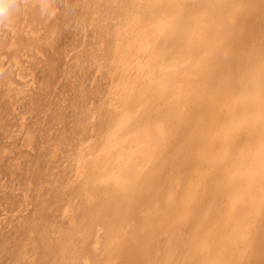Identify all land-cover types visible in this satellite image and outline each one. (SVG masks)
I'll use <instances>...</instances> for the list:
<instances>
[{"label":"rangeland","instance_id":"obj_1","mask_svg":"<svg viewBox=\"0 0 264 264\" xmlns=\"http://www.w3.org/2000/svg\"><path fill=\"white\" fill-rule=\"evenodd\" d=\"M63 1H64V3H63ZM67 1L68 0H18V3L16 5V11L13 14V16L11 17V19L6 21L3 25H0V264H79V262L82 264H83V262H84V264H88L89 263L88 261L90 260L89 258H87L90 255V251L88 250L89 244L86 242V240H87L86 237L92 238V236L87 233V230H85L84 234H80V235L76 234L74 237L71 236L72 232H70V229L74 226L75 219H76L75 209H74L73 205L76 207L78 200L75 198L76 200L73 202V201H71L72 199L68 198V196L70 195L71 191H72L71 194L74 196L75 193H77L80 189H82L81 186H83L84 184L83 185H80V184H82L84 179H86V178L88 179V178H90V176L92 177V174L94 173V172L93 173L91 172V175H90L91 170L89 171V170H86V168L85 169L82 168L83 171H85V173L87 171V173H86L87 175L84 174V177H82V173H84V172H82V169H81V171H78L79 167H77V166H79V163H78L79 157L78 156L80 154V148L76 147V146H79L76 144V141L77 142L79 141V132L81 133L83 129H84L83 132H86V133H81L82 136H80V140L85 138V136L87 135V131L85 130V125L83 124L85 122H84V120L82 121V119L86 118V116H85L86 111H85V107H84L85 104L84 103H86L85 99L87 101V99L90 100V98L92 97V95L90 94L91 93L90 90L89 89L87 90V88H90L91 83L94 86V84L96 82L95 79L93 80V77H91L92 75L90 73H92V72L90 70H94L96 66H99V65H97L99 59L98 58L95 59V57L96 56L98 57L97 54H99V47H101V44H99V43H101V42H99V40H97L98 34L95 33L96 31L98 32V29L97 30L95 29L97 26H95V22H93V21H92L93 23L91 22V20H92L91 17H93L94 15L91 14L93 12L91 11L92 6H90V5H92L91 3L93 0H91V3L89 2L90 0L89 1L88 0H79L80 4L77 3L78 0L77 1L76 0H74V1L69 0L71 3L69 1L67 3ZM87 2L90 4H88ZM187 2L190 4V7H189V9L188 8H186V9L189 11V13L191 15L188 17L189 19L184 18V21L179 20L180 19L179 16H185V15H181L180 12L177 13V11H175V10L178 6L184 5L183 3L186 4ZM212 2H214V3H212ZM165 3H166V5H165L166 8H169V9L165 10V11L161 10V13L159 14V19L156 21V24L154 25L155 28L157 29V31L155 32V35L152 37L153 39L150 42L151 44L150 43H149V45L147 44L146 47L144 48L145 50L142 49V50H139L138 52L135 53L134 58H135L136 62L147 63V65L143 69V73H145L147 70L150 69L151 71L153 70L152 73H154V76H159L162 73V71H164L163 67L165 68V71H167L169 73H171L174 70L184 72L185 74H182L181 76H179L178 79L179 80L181 79V81H185V77H188L187 80H190V81L193 80L191 85L184 86L185 84L183 85L181 82H179V86L183 85V87H177V83L174 80H172V82L170 84H169V80H168L166 86L164 87V88H167V86H170L172 84L171 88L168 87L167 89L175 88L176 94H177L179 100L180 99L182 100L183 98L188 100V96L190 97V96L198 94L202 91L209 90V91H206V93L208 95H211V99L208 98V97H210L208 95H207V99H210L211 102L212 101L215 102L216 98L218 100L220 99V96H218V94L214 93V91L216 90L215 92H217V91L220 92V95L224 91V93H223L224 95L222 96V99H224V100L227 99V101L225 100L226 101L225 102L222 99H220L219 102L212 105L213 112L211 115V121L209 123L210 125L209 124L207 125L206 130L208 132H206L205 140H203V143L200 146L201 151H199V146L196 148H193V147L190 148V146L189 147L185 146L186 138L188 135V133H185V132L190 130L189 127L179 126V128L178 127L175 128L177 130L175 132H173L175 129L169 130V132L167 134L168 137L166 136L167 140H165V138H164L163 142L159 141L160 146H158L159 144H157L158 141L156 142L153 139V137H156V136H152L146 132L148 135H150L149 138H152V139H149V140H151V145L149 146L150 151L155 153L152 162L150 161L151 164L148 163V165H150V166L152 165L151 168H155L154 170H156V167H157L158 168L157 170L159 172H157L158 174L156 173L157 170L153 172V170L149 169L150 166H148L149 167L148 171H152V173L154 174L155 177L152 175V177L150 176L149 178H147L146 174L147 173L152 174V173L151 172H145L146 177L144 176V179L146 180V183H145L146 185L145 186L141 185L142 186V189H141L140 188L141 186L139 183L142 184V182H141L142 180H141V178L139 179V177H138L136 179L137 180L139 179V181L140 180L141 181L139 182L136 179H134L136 182L133 184V186L135 185L133 188L136 187V184H138L140 186L139 187L137 185V188H135V189L138 190L140 188V190H143L142 193L145 194L146 198L150 201V208H154V206L157 205L156 202L164 196H165L164 197V200H165L167 198L166 195H168L167 193H169L170 191H172V193L170 192L171 197L173 196V194L175 192H176V195H178L180 192V195H178V197H180L181 195H185L186 197L189 196V197H187V201L185 200L183 202V204H185V205L182 207L183 209L181 208L182 214L180 213L181 210L179 213H175V214L171 213V215H169L167 218L165 217L167 219L168 223L166 224L167 221H165L166 220L165 219L164 220L165 222L163 224H162V222L160 224H158V227L159 228L162 227L161 226V224H162L163 226L166 225L169 229V230L166 229L167 232H169L168 233L169 235H167L169 237H167L168 239L165 241V244H167V246H168L169 243H167V242H170V240L173 241V244L171 243L172 242L171 241L170 242L171 245H169V247L166 246L167 249L170 250V251H168V253L172 254V252L175 250V248L178 247V249H179V245H180V247L181 246L184 247V250H187V256H185L184 258L187 259V257L189 256V253L191 256H193V254H191V253L194 252V253H196V257L194 259L193 264H206L207 261H209L210 255L207 256V253L205 252L207 249L206 245L204 244L205 246H201V242H203L202 241V236H203L202 234H204V233H206L207 235L211 234V232L214 231L213 230L214 226L217 227V225L219 224V220L220 221L223 220L224 215L226 216L228 213H233V212H234V214L237 213L239 218H242L243 212H238V211L242 210L243 208L238 209V207L241 206V207H244V209H245V207H247L253 200H255V198L260 199V198H262V196L264 194V140H263L264 138L263 139L261 138L259 141L258 140L259 138L256 137L258 143L253 142L255 139L253 140L250 136L251 135V125L249 126L248 129L245 127L246 123L250 122V120H252L253 113L255 112V110L253 108L254 97L250 93V92H252V90L254 88V81H253L252 77L250 76L251 71H249V68H250V64L255 63V55L257 56V54H256L257 51H256V47L254 45L251 46L250 43L243 42V41L235 43L233 41V38L230 37L231 35H230V31L228 30V26H230V27L234 26L236 24L238 17H240L239 7H238V5L236 6V4L232 0H172V1L167 0V1H165ZM172 3H174V4L172 5ZM84 4H85V7H87L89 5L90 6L89 10L91 11L90 12V11L86 10V12H84L86 15H84V13H83V10L86 9L84 7ZM63 5H65L64 7L67 6L66 7L67 9L65 8L66 12L64 11L65 13L68 12L67 10H69V13H72L70 10H73V12L75 10L74 13L76 14V12H77L76 16H75V14L74 15L72 14V16H69V18H68V16L65 17V15H67L68 13L65 14L63 12V8H64V7H62ZM79 5H80V7H76V9H77V11H76V9L73 8V6H79ZM212 5L218 6V10L220 11V13H218L217 16H214V15L210 16ZM263 6H262V8H264ZM68 7H69V9H68ZM70 7H72V8H70ZM223 9L225 11H227L229 14L227 15L226 13H223V11H224ZM256 10L260 13V9L259 10L255 9V11ZM263 11H264V9H262V12ZM79 12L81 14L80 17L83 15L85 19H86L85 16H87V13H88V15L90 14L88 16V18L90 17V19L85 20V19H83V17H81V18L78 17ZM258 12H257L256 17L254 16L255 19L253 17H251L252 15L250 17L254 23L256 20L257 23L259 24V26L257 28V32H261V31L263 32L264 31V29H263L264 28V22H263L264 18H261V17H264V16H262V15H264L263 14L264 12L262 13V15L260 13L261 17L258 14ZM62 13H64L65 15H62ZM63 16H64V18H63ZM244 16L246 18L247 15H244ZM70 17H72V18H70ZM76 17L79 18V20H82V21L84 20V22L83 23H82V21L79 22V20ZM62 18L63 19L67 18L68 20L66 19V21H64ZM247 19H249V17ZM261 19H263V20L261 21ZM73 20L75 22H71ZM85 21H87V22L85 23ZM181 21L184 23H182ZM205 21L207 23L209 22V26L212 27L215 25L216 27L219 28V30L213 32V34H210L208 36L205 32V25H206V24H204ZM89 22L91 23V25ZM64 23H66V24H64ZM71 23L73 24V26ZM74 23H77V25H78V23H82L81 25L84 27L80 26V24L78 25V27L77 26L74 27V25H76ZM260 24H262V25L260 26ZM64 25H69V26H67L69 30H70V28L73 29L72 27H74V29L81 27L80 29H78V30L75 29V30H77L78 32H80L82 30L81 34L83 36L78 35L80 33L76 34L77 31H75L74 29L71 30L72 32L68 31V29ZM87 25L89 27H91L93 25L95 28L94 27H92V28L87 27V28H89V30H90L89 31L88 29L85 28ZM225 25L227 26V29H225ZM44 26H45V28H44ZM48 26H51V27H48ZM149 27L150 26L147 24L140 25L138 33L145 35L146 32H149L148 31ZM83 29H85V31L87 30L85 32V33L88 32L87 35H84L85 33H83V31H84ZM158 29H160L161 31ZM233 29H235V28H233ZM93 30H95V31H93ZM63 31H65V34L67 33L68 37H64ZM177 31H178V33H177ZM90 32L95 33V35L93 34L94 37L91 36L92 34ZM250 34H251V37H252V34L257 37V35H255V33H250ZM78 36H80V37H78ZM96 36H97V38H96ZM85 37H87L89 41H87V38H85ZM69 38H71V39H69ZM64 39H66V40H64ZM67 39L70 41L68 42ZM80 39L82 40L83 43L81 42ZM94 39L97 41H95ZM35 42H36V44H35ZM85 42L87 44H89L88 47H86L87 44ZM96 42H98V43H96ZM75 43H77V44H75ZM234 43H235V45H234ZM90 44L92 45V47H90L91 46ZM95 44H97V45L94 46ZM74 45H76V47H74ZM82 45H84V49H81V48H83ZM230 46L232 47V49L230 48ZM85 47H86V49H85ZM240 47H241V53L239 52ZM251 48H253V49H251ZM89 49H91V50H89ZM94 49H96L95 51H97V54L94 51ZM81 50H84V51H81ZM85 50H89L90 52L85 51ZM165 50L166 51L168 50L167 53ZM91 52H92V54H91ZM235 52L239 53L240 56H244V58L241 60L238 57H235L236 56ZM77 53L80 54L81 56L78 55ZM84 53H86V54L88 53L89 55H91L90 57L88 55V59L85 58L87 61L82 60L83 56L87 57V55L85 56ZM172 53H174L173 55H175V54L176 55L173 56ZM93 54L95 55V57ZM67 55H68V57H67ZM73 55L74 56L76 55L77 57H74ZM78 56L81 57L80 60L78 59L79 58ZM69 57H71V58L69 59ZM91 57H92L93 61H92ZM89 58L93 63L89 62L90 61ZM67 59H69L70 61L72 60L73 62L72 61L67 62ZM94 61H95V63H94ZM78 62H79V64H82V65L79 66ZM65 63H67V65ZM68 64H69V68L71 66L70 69L67 68ZM167 66H169V67H167ZM81 67H82V69H84L83 72L81 70ZM90 67H93V69H90ZM242 68H243V70L246 69V71H244V73L247 72L246 73L247 75L239 72V71L243 72ZM87 69H90V70H87ZM70 70H71V73H70ZM85 70L88 72L89 75L87 73H85L86 72ZM89 71H90V73H89ZM198 71H200V72H198ZM232 71L236 72V73H233ZM203 72H204V74H203ZM205 72H206V74H205ZM64 73H65V76H67V77L64 76ZM84 73L86 75H84ZM179 74H181V73H179ZM81 75L84 77H82ZM227 76H228V78H227ZM238 76H241L243 78L241 88H239V85H238V81H237ZM55 77H57V78H55ZM71 77H73V79ZM70 78H71L72 83H74V82L77 83L76 84L77 86L76 85L74 86V84L71 85ZM78 78H80L82 80V83H84V85H81L82 83L80 84L81 81H79ZM247 78L249 80H247ZM59 79H60V81H59ZM64 79H68L69 81L64 80ZM84 79L85 80L87 79L86 80L87 83L85 82ZM90 79H92V80L90 81ZM155 79H157V78H155ZM214 79H216V80H214ZM57 80H58V82H57ZM65 81L69 82L70 84L66 83ZM213 81H215V82H213ZM88 82L90 84H88ZM201 82L206 84V86H207V87H205V88H207L206 90L201 88L202 87ZM212 82L214 85L213 84L211 85ZM78 84L81 85L79 87L82 90H77V88L79 89ZM85 84H87V86H89V87L86 86L87 88H85ZM218 84L220 85V87H218L219 86ZM65 85H66V87H65ZM67 85H70V87ZM71 86L76 87V88H74V87L73 88H74V90L76 89L79 94L75 93L76 90L74 92L75 94L73 92H72L73 93L72 94L70 92L71 90H73ZM215 86L218 88H216ZM228 86H229V88H228ZM68 88H70V89H68ZM83 88H84V90L86 89L87 91L86 90L84 91ZM175 89H172L174 93H175ZM219 89H221V91ZM231 89H232V94L230 95ZM66 90H68V91L66 92ZM198 91H200V92H198ZM225 91H227V93ZM237 91L239 93L241 92V94L239 95V93ZM63 92L66 95H67V93L70 92V95L72 97H73V95H74V97L75 96L77 97V94L80 95L81 92H82V94L80 96H84V97L88 92H90V93L88 94V98H87V95L85 98H82V97L75 98V100L77 99V101L72 100V97L70 98V95L69 96L64 95L65 98L66 97L68 98V101H65L64 100L65 98L62 97ZM85 92H86V94H84ZM187 93L188 94L190 93V94L188 95ZM89 95H91V96H89ZM97 95L99 96V91L97 92ZM236 95H237V97L239 95L238 101H237ZM11 96H13V97H11ZM213 96H216V98L213 99L212 98ZM229 97H231V98H229ZM67 98H66V100H67ZM81 98H82V100H81ZM242 98H246V99L248 98L247 100L250 102V104L246 105L243 108H239V106L242 102ZM69 99L72 102L71 104H70ZM79 99L81 100L82 103H79L80 102ZM53 100H55V101H53ZM62 100L65 103L62 102ZM229 100L231 101V104L233 102H236V103H233L230 106V102H228ZM222 101L225 103H223ZM76 102H78V105H80V108L83 107V108H81L82 111H80L81 109L80 110L78 109L79 108L78 105H77L78 106L77 108L75 106H73V105H75L73 103H76ZM164 102L165 103H164V105L162 104V106L167 108L166 100ZM70 105H72V106H70ZM225 105H226V108L234 107V109L232 108L233 109L232 111L230 109H226ZM67 106H70V107L67 108ZM216 106H218V107H216ZM72 107H74L73 110H71L72 114L78 110L77 113L75 112L73 114V115L76 114L75 116L67 113L68 109H70ZM261 107L264 108V104L261 105ZM75 108H76V110H74ZM218 109H220L222 111H224V110H226V111L221 112ZM61 110H63V111L61 112ZM227 110H230L231 113H230V111H227ZM79 111H80V116H85V117H80L79 115H77V114H79L78 113ZM84 112H85V114H84ZM225 112L226 113L229 112L233 116H231L229 113L226 114ZM63 113L64 114L66 113V119L68 117L67 120L64 117L65 115L63 116ZM67 114H68V116H67ZM217 114L222 115V116L220 115L221 119H219L220 116H218ZM224 114H226V115H224ZM237 114H238L239 118L236 116ZM242 114H243V116H242ZM69 115H70V118H69ZM78 116L80 117L79 120L83 122L82 125L80 124L81 122L80 123L76 122V120L79 121L77 119ZM71 117H73V118H71ZM74 117H75V120H73ZM222 117H224V120ZM233 118H235V120ZM62 119L64 120V123L62 122L63 121ZM216 119H218L219 121L218 120L216 121ZM231 119H233V122ZM238 119H240V120H238ZM55 120L56 121L59 120L58 121L59 123L58 122L55 123L56 122ZM85 121H86V119H85ZM240 121H241V123H240ZM212 122H213V124H211ZM35 123H36V125H35ZM70 123H74V124H70ZM75 123L80 124V125L78 126L76 124V126H75ZM219 124H221V126ZM224 125H226V128ZM229 125H231V126L229 127ZM60 126H61L62 130H58V129H61ZM63 126H65V128H66V126H68L73 130H69L68 131L70 133L69 134L66 131L70 128L67 127L68 129L65 130ZM222 126H224V127H222ZM214 127H216L217 129ZM212 128H214V129H212ZM222 128H223V130H222ZM228 128L230 129L229 131H228ZM76 129H78L79 132L76 131ZM182 129H183V132L180 131ZM218 129H219V131H218ZM225 129H227V130H225ZM214 130H216V132H214ZM63 131H64V133H63ZM74 131H76V133ZM223 131L224 132L228 131V132L224 133ZM230 131H232L233 134H231L232 132L230 133ZM38 132H40V133H38ZM47 133H49V134H47ZM66 133L69 134L68 138H67ZM71 133H73V134H71ZM169 133L170 134L172 133V134L169 135ZM223 133H224V135H223ZM126 134H127L126 132L123 133V135H126ZM217 134H218V136L215 137ZM43 135H44V137H42ZM70 135L71 136L74 135L73 136L74 139ZM181 135H182V137H181ZM47 136L51 140H49V138ZM76 136H78V138ZM228 136L231 138H229ZM184 137H185V139H184ZM212 137H213V140L211 139ZM218 137L220 138L219 140H218ZM69 138L72 139V142L70 141L71 139H69ZM75 138L78 140H76ZM175 138H176V140H175L176 142L173 140ZM178 138H180V139H178ZM228 138L230 140H228V142H227ZM61 139H62V143H60ZM216 139H217V141H216ZM38 140L40 142H38ZM224 140H226V141L224 142ZM66 141H68L70 143H67ZM171 141H172V143H171ZM214 141H216V142H214ZM219 141L221 144H217V143H219ZM248 141H249L248 146H250V148H249L250 150L249 151L246 150L245 154H243L242 153L243 148L245 147V145ZM126 142H125V147L126 148L128 147V149H132V150L135 147H137V145L140 143V141L133 140L134 143L138 142L137 145L135 144V146H134L133 145L134 143L129 144L128 143L129 141L127 143ZM161 142L163 143L162 145H161ZM177 142H178V144H177ZM213 142H214V144H213ZM235 142H237L239 144V151L238 152L235 149H233ZM222 143H223V145H222ZM224 143H226V145ZM62 144H63V146H62ZM67 144L68 145L70 144V145L68 146ZM74 144H76V145H74ZM211 144H213V146H210ZM176 145H178V146H176ZM241 145H243V148L240 151ZM168 146H169V148H168ZM173 146H175V148H177L176 151H174L175 154L173 152H171V151H173V148H174ZM181 146H184L186 148V150H185V148H183ZM204 146L207 148H205ZM218 146H221V147H218ZM223 146H224V148H223ZM260 146L262 149L260 148ZM60 147L62 148V152H61ZM170 147L172 148V150H170ZM67 148H68V150H67ZM189 148H190V151H188ZM75 149L78 150V153L74 152V151H76ZM166 149L167 150L169 149V150L167 151ZM192 149H193L194 153L192 152ZM194 149L196 151H198V153H200L199 156L196 154V151H194ZM213 150L215 151V153L218 152L220 154V152H221L220 155L216 154L218 156V158L215 155V153L213 152ZM73 152H74V154L76 153L75 155H77L78 158L75 157ZM202 152H204V153H202ZM162 153H163V155H162ZM168 153H169L170 157L169 156H167V157H169L171 161L170 160L165 161V159H163V158H166V155ZM248 153L252 154V156H254V157L252 158L251 155H249ZM70 154H72V155H70ZM176 154L178 155V157H176L177 156ZM194 154H196V155L194 156ZM207 154H208V156H207ZM210 154L212 155V156H210L211 159L208 158ZM62 155H64V156H62ZM91 155L92 154H90V156ZM32 156H34V157H32ZM95 156H97V155H95ZM171 156H174V158ZM87 157L93 163L96 160V159H94L95 157L92 159H91L92 156L89 157L87 155ZM159 157H162V159L164 160L163 163L165 166L163 165V163H161V166H159L160 164L156 163V161L161 160V159H158ZM69 158H70V161L72 162L71 165H70V163H68ZM109 158H110V160L107 158V163H105L106 169H107L106 166L108 163L111 165L108 168L111 169V168L115 167V165H113L114 161L111 160V157H109ZM230 158H233V159H230ZM71 159L72 160L76 159V160L74 162V160L72 161ZM216 159H217V161H216ZM226 159H227V161H226L227 163L224 162ZM209 160L211 162H209ZM214 160L217 164L214 162ZM231 160H233V161H231ZM60 161H62L61 164L57 163ZM97 161L100 162L99 159ZM97 161H95V165L92 163L93 164L92 167H94V168H92V167L91 168L93 169V171H95L97 169L98 172L97 171L96 172L100 173L99 174V176H100L102 174L101 172L103 169V168H101L102 162H100L98 164ZM110 161L111 162L113 161V163H111ZM120 161H121L123 166H125V165L127 166L128 164H130L128 167H126L123 170L126 173L129 170H134V169L138 170V166L140 165V161H138V155L133 153V152L124 154V156L121 158ZM162 161H160V162H162ZM192 161H194V162H192ZM200 161H201V163H200ZM202 161L204 163H202ZM18 162H20V164H18ZM76 162H77V164H76ZM165 162H169V163H165ZM191 163H192V165H191ZM208 163H211L212 165L208 164ZM193 164H194V166H197V168L193 167ZM213 164H216V165H213ZM162 165L164 166V168L166 167L165 168L166 171L163 169ZM205 165H206V168H203V167H205ZM57 166H58V168H57ZM61 166H63L64 168ZM178 166L180 167L179 169H182V171L181 170L179 171V169H177ZM207 166L209 167V169H207ZM66 167H68L67 171H65ZM69 167H71L72 171H69L70 170ZM184 167H185V171H184ZM227 167L228 168L232 167V170H230L231 168L227 169ZM75 168H78V169H75ZM98 168H99V170H98ZM219 168L222 169L221 173H220ZM142 169H143V167H142ZM142 169L140 168V170H142ZM210 169H212L214 171L211 170L212 171L211 172ZM76 170L78 171V173H74V172H77ZM137 170H136V172H139V170L138 171ZM198 170H199V172H198ZM224 170H225V172H224ZM56 171L58 174L56 173ZM188 171L194 172V173H192V172L191 173L193 176L195 175L196 177L195 176L192 177V175H190V173H188ZM204 171H206V172H204ZM207 171H208V173H207ZM66 172L68 174V177H67ZM160 172H162V174ZM178 172H180L179 175H178ZM227 172H229V174ZM73 173H74V175H73L74 177H72ZM88 173H89V177H88ZM159 173H160V176H159ZM205 173H206V175H205ZM219 173H220V175L221 174L222 175L225 174V175L220 176ZM60 174H61V177L59 176ZM78 174H79V176H78ZM172 174L174 177L172 176ZM180 175H181V178H180ZM182 175H184V176L190 175V176H185L186 177V179H185V178H182V177H184ZM109 176L108 177L105 176L106 180H105V177H100L102 179H100L98 177L95 180L97 181L98 179H100L101 181H103L105 183L108 180ZM156 176H157V178H156ZM208 176H211L213 178V181L215 182L213 187L211 185L213 183H208V181H210V180L212 181L211 177H208ZM69 177H71V179H73V181H71ZM76 177H77V179H76ZM177 177H179V178H177ZM63 178H64V180H63ZM82 178H84V179H82ZM155 178L159 181L161 179V181L160 182L156 181ZM204 178L205 179L210 178V180H204ZM248 178H250V179H248ZM65 179L69 180V181L66 182ZM74 179H76V180H74ZM110 179H112V178H109V180ZM179 179H180V181H179ZM218 179H219V181H218ZM243 179L246 181L244 182ZM62 180L65 182L63 183ZM92 180H94L93 177L91 179H89L88 181L90 182ZM100 180H98L97 183L100 182ZM145 180H143V181L145 182ZM151 180L154 183H152ZM171 180H173V181H171ZM186 180H188V181H186ZM262 180H263V183H262ZM77 181H79V182H77ZM88 181H87V184L89 185L90 183H88ZM184 181H185V183L183 184L182 182H184ZM202 181H204V182H202ZM206 181L208 184L206 183ZM217 181H218V184H217ZM56 182L58 185L56 184ZM103 182H100V183L103 184ZM169 182H171V183L169 184ZM221 182H222V185H221ZM68 183H70L71 185ZM76 183H78L79 189H78ZM83 183H86V181L84 180ZM91 183H92L91 185H93V181ZM156 183L158 184V186ZM159 183L162 185V187L159 185ZM167 183L169 185L166 186ZM173 183H174L175 187L172 188L171 184L173 186ZM62 184H64V185H62ZM99 184H97V186ZM151 184H152V186H154L153 191H151V189H150L152 187ZM178 184H180V185L177 186ZM216 184H217V186H216ZM231 184H233V185H231ZM88 185H87V187L92 189V192L95 193L96 191H94V189L91 188L90 185L89 186ZM103 185H99L98 188H100V190H101L102 187H100V186H103ZM147 185H148V188H145V187H147ZM181 185H183L184 187ZM250 185H252V186H250ZM165 186L168 189H166ZM168 186H170V188ZM180 186L183 187L182 190L178 189V188H181ZM206 186H210V188L206 187ZM215 186H216V188H215ZM51 187H53V188H51ZM74 187H77V189L75 188L76 191L74 190ZM191 187H192V189H190ZM233 187H234V189H233ZM244 187L246 190L244 189ZM89 188H87L88 191L90 190ZM98 188H97V190H99ZM157 188H158V191L159 192L161 191L162 193L161 192L159 193L158 191H156ZM186 188L189 192L190 191L191 192L190 193L188 191L186 192ZM196 188H198V189H196ZM217 188H218V190H217ZM44 189H45V191H43ZM109 189L112 191L114 188L111 186V187H109ZM109 189H108V191H110ZM147 189L148 190L150 189V190L148 191ZM162 189H164V192L162 191ZM170 189H172V190H170ZM183 189H184V191H183ZM210 189H213V191H211ZM68 190H70V192ZM115 190L118 191L117 189H115ZM166 190H168L169 192ZM177 190H178V192H177ZM192 190L194 191V193ZM181 191H183V192L181 193ZM195 191L197 194L195 193ZM208 191L213 196V198H214V196L217 197V194L219 193L218 198L213 199L212 197H210L209 194H207ZM46 192H48V193H46ZM121 192H119V193H121ZM152 192H153V194H152ZM198 192H199L201 197L198 195ZM205 192H206V194H203ZM216 192H217V194H216ZM61 193H62L63 198L61 197ZM119 193H117V195ZM163 193H164V195H163ZM234 193H235V196H233ZM213 194H216V195H213ZM161 195H163V196H161ZM190 195H192V197ZM205 195H207L206 198L210 197V199L205 198L206 201L203 200L204 199L203 197H205ZM148 196L149 197L151 196V198H148ZM230 196H232V197H230ZM224 197H225V199H224ZM252 197H253V199H252ZM66 198H68V200H66ZM227 198H229V199H227ZM152 200H153V202H152ZM215 200L217 201V203L220 202L217 206L218 209L216 208L217 203L213 202ZM160 201H162V200H159V203H160ZM190 201L193 204H191ZM201 201H203L204 203L202 204ZM210 201L213 202V203H210V207H212V208L208 209L209 208L208 203ZM198 202H200V204ZM44 203H46V204H44ZM69 203H71V204L74 203V204L70 205ZM153 203H155V204H153ZM159 203H158V205H160ZM214 203H216V204H214ZM235 203L238 204L236 207H235ZM253 203H255V202L253 201ZM161 204H162V202H161ZM206 204H208V205H206ZM233 204H234V206H233ZM203 206H205L206 208L205 207L203 208ZM251 206H252V204L249 205L248 207H251ZM156 207L158 210L159 209L161 210V208H160L161 206H159V207L156 206ZM213 207H214V209H217V210H212ZM155 208H154V210H155ZM65 209H66V211H65ZM192 209L195 211H193ZM237 209H238V211H237ZM69 210H71L72 214L70 213ZM200 210H202V211L200 212ZM204 210L207 213H205ZM208 210H210V211H208ZM198 211H199V213H198ZM263 211H264V208H263V210H261V217L264 216ZM57 212H59V213L57 214ZM64 212H66V213H64ZM183 212H184V215H183ZM202 212H204L205 216ZM208 212L212 215H214V214L211 212H214L215 213L214 216H217L216 218L214 217L215 219H213L212 218L213 216L210 215V216H212L209 218V220L211 222L210 224H207V223H209V220L207 221V218L202 219V218H205L209 214ZM196 214H201L202 217H200L201 218L200 221L203 224L197 223V222H199V219H200L199 216L200 215L197 216ZM218 214H220V215H218ZM187 215H189V218ZM194 215H195V217L197 216L196 219H194ZM175 216L176 217L178 216L176 218L177 220L175 219ZM185 216H186V218H185ZM63 217L67 218V219H64ZM190 217H191V219H193V221H196V222H191ZM207 217H209V216H207ZM211 218L215 223L212 222ZM179 220L180 221L182 220L183 223L186 222L184 220H189L191 224L189 223V221L186 224L184 223L185 225H187L186 226L187 228H186V227H184L185 225H183L182 222H178ZM17 222H18V226H17ZM173 222L176 223V225L172 224ZM170 223L176 229L174 227H172L170 225ZM195 223L199 226H197ZM247 223L248 222H243V224H245L244 226H246ZM188 224L190 226H188ZM192 224H194V225H192ZM243 224H242V226H243ZM169 225L171 226V229H175V232L173 230L172 234H170L171 229L169 228ZM179 225L181 228L177 227ZM165 227L163 228V232L167 233L165 231ZM191 227L192 228L194 227V228L191 229ZM202 227H203V233L199 234L198 232H202V230H201ZM188 228H189V230H188ZM195 228H196V230H194ZM156 229H158V228H156ZM198 229H199V231H197ZM176 230H178V232H176ZM192 230L195 231V233H198L197 236L199 235L201 238L200 239L196 238L197 236ZM158 231H159V229H158ZM183 231L187 232V233L184 234ZM188 231L191 234H188ZM192 232L194 234H192ZM9 233H10V235H9ZM178 233L180 235L179 237H178ZM94 234H97V231H95ZM181 234L182 235L184 234L183 235L184 237ZM164 235H166V234H164ZM170 235L173 236V238ZM186 235H189L188 237L190 240L192 239V237H194V235H195V237L193 239H197V240H194L195 244L192 243L191 247H190L191 243L186 245L188 243L187 241L189 240L188 237H186ZM69 236H71V237H69ZM83 237H85L83 240L86 243L83 242L81 245L78 246V248H77L78 252L75 251L77 254L74 252V254H71L69 256V258H67L68 260L65 259L64 253L67 252V249L75 246V244L77 247L78 242H76V241L77 240L79 241ZM186 239H187V241H185ZM210 239H211V237H210ZM213 239L214 238H212L211 240L213 241ZM177 241H179V242L177 243ZM181 242L183 244H185L186 246H184L183 244H180ZM208 242H209V240H208ZM69 243H70V245L72 244V246H70ZM174 244H175V246H174ZM171 247L172 248L174 247V249L171 250L172 249ZM59 248H61V249H59ZM63 249H65L66 251L63 252L64 251ZM251 249H252V246H251ZM203 250L205 253L203 252ZM80 253H82V254H80ZM94 254H97L95 256L98 257V253L96 251L92 255H94ZM198 256L199 257L201 256V257L198 258ZM79 258L80 259L82 258L83 261L80 260ZM205 258H207V260ZM86 260H88V261H86ZM205 260H206V263H205ZM210 261H212L211 257H210Z\"/></svg>","mask_w":264,"mask_h":264},{"label":"bare ground","instance_id":"obj_2","mask_svg":"<svg viewBox=\"0 0 264 264\" xmlns=\"http://www.w3.org/2000/svg\"><path fill=\"white\" fill-rule=\"evenodd\" d=\"M69 1V0H68ZM67 1V3H68ZM70 1H74V0H70ZM69 1V2H70ZM77 1V0H76ZM89 1V0H88ZM165 1L167 0H93L92 3H91V0L89 1L92 5L91 7V11L93 13L94 16L91 17L92 20L91 22H95V26H97L96 28L92 25L91 27H89L88 25L85 27L86 29L89 30V28H92L94 27L96 30L98 29V32L96 31L95 33L98 34V39L99 44H101V47H99V54H97V51H95L96 49H94V51L96 52V54L98 55V57L96 56L95 57V53L93 54L95 59H99L98 60V63L97 65L99 66H96L94 70H90V69H93V67H90V69H87V70H90L92 73H89L92 75L91 77H93V80L95 79V84L94 86L92 85V83L90 84L88 82V84H90V88H87L89 86H87V84H85V88H87V90L89 89L90 92H88L86 94V92L84 94L87 95V98H88V94L90 93L92 95V97L90 98V100L85 99V111H86V121L85 119H82V121L84 120L85 123H83L82 121L79 120L80 117H85V116H80V111H82L81 107L80 108V105H78V102L76 103H73L75 105L76 108L79 106V115L78 116V120H76V122H81L80 124L82 125V123L85 125V130L87 131V135L85 136V138L81 139L80 140V136L81 133H86V132H82L80 133L78 131V129H76V131L79 132V141L77 142L76 141V144L79 145V146H76V147H79L80 148V154H79V159H78V163H79V170L78 171H81L82 168H86V170H91L90 171V175H91V172L93 173L92 174V177L94 178L93 181V185H91L92 181H88L89 179H91L92 177L90 176V178H82L86 181V183H83L80 184V185H83L81 186L82 189H80L77 193L74 194V196L70 193V195L68 196V198L72 199L71 201H75L76 199L78 200L77 202V205L76 207L69 203L70 205H73L74 209H75V224L74 226L70 229V232L71 233V236H75L76 234L77 235H80V234H84L85 233V230H87V233L89 235L92 236V238H87L86 237V242L89 244V251H90V255L87 257L89 258L87 263L88 264H193L194 262V259L196 257V253H191L193 254V256L190 255L189 253V256L186 258H184L185 256H187V250H184V247H180L179 245V249L178 247L175 248V250L172 252V254L168 253V250L167 247H169V245H171V243L173 244V241L170 240V242H167L169 243V245L167 246V244H165V241L168 239L167 235H169L167 232L168 227L166 226H163L162 224L167 221V217L169 215H171V213H179L181 208L185 205L183 204V202L186 200L187 201V197L189 196H185V195H181L180 197H178V195H180V192L178 195H176V192L173 194V196L171 197L170 195V192L172 193V191H168L169 193H167L168 195L167 198L164 200V197H162L161 199L159 200H162L160 201L159 203V200L156 202V206H161V210L157 209L156 206H154V208H150V201L146 198L145 194L142 193L143 190H140V188L142 189V186L146 185V180L144 179V176L146 177L147 175V178H149L150 176L152 177V175L154 176V174L152 173V171H148L149 169L156 171L158 168L156 167V170H154L155 168H151L150 165H148V163L151 164L152 160H153V157L155 155V153H153L152 151H150V148L149 146L151 145V140L149 139H152V138H149L150 135L152 136H156V137H153V139L157 142L159 141H164V138L165 140L166 139V136L168 137V132L169 130H173L175 128H179V126H185V127H189L190 130H188L187 132L185 133H188L187 135V138H186V142H185V146L186 147H193V148H196L199 146V151H201L200 149V146L202 145L203 143V140H205V136H206V132H208L206 129H207V125L210 123L211 121V115H212V105L219 102L220 99H222V96L224 95V91L222 92V94L220 95V92H215V94H218V96H220V99L218 100L216 98V96H213L212 98H216V101L215 102H211L210 99H211V95H208L206 93V91H209V90H206L207 87L206 84L202 83L201 84V88L205 89L206 91H198L200 93L198 94H195V95H192V96H188V100H186L185 98H183L182 100L178 99V96L176 94V89L175 88H172V89H175V93L173 92L172 89H167L168 87L171 88V85L170 86H167V88H164L169 80V84L172 82V80H174L176 83H177V87H183L184 86H187V85H191L192 84V81L190 80H187L188 77H185V81H181V79L179 80L178 77L181 76L182 74H185L184 72L182 71H178V70H174L172 71L171 73L165 71V68L163 67L164 71H162V73L159 75V76H154V73H152V71L149 69L147 70L145 73H143V69L145 68V66L147 65V63H141V62H136L135 60V53L138 52L139 50H142L146 47V45L152 41V37L155 35V32L157 31V29L155 28V24H156V21L159 19V14L161 13V10L162 11H165V10H168L169 8H166V3ZM168 1H172V0H168ZM236 6L238 5L239 7V15L240 17H238L237 21H236V24L234 26H228V30L230 31V37L233 38V41L236 43V42H240V41H243V42H247V43H250L251 46L254 45L256 47V51H257V56L255 55V63L253 64H250V68H249V71H251L250 73V76L252 77L253 81H254V88L252 90V92H250L253 97H254V110L255 112L253 113V118L252 120H250V122H247L245 127L248 129L249 126L251 125V138L254 140L253 142H257V138H259L258 140L260 141V139L264 138V108L261 107V105L264 104V31L262 32H257V28L259 26V24L257 23V21L255 20V23L251 20V17L254 18V16L256 17L257 15V10L255 11V9H260V13L262 15V6L264 5V0H232ZM37 2V1H36ZM85 2V1H84ZM64 3V1H63ZM71 3V2H70ZM73 3V2H72ZM79 3V0L78 2ZM88 3V2H87ZM88 3V4H90ZM214 3V2H212ZM80 4V3H79ZM174 3H172L173 5ZM184 5H180L176 8L175 11H177V13L180 12L181 15H185V16H179L180 19L179 20H182L184 21V18H188L191 14L189 13V11L186 9L190 7V4L187 2L186 4L183 3ZM232 4V3H231ZM230 4V5H231ZM66 5V4H65ZM65 5H63L62 7H64ZM69 5V4H68ZM87 5V4H86ZM227 5V4H226ZM70 6V5H69ZM72 6V5H71ZM83 6V5H82ZM90 6L88 5L87 7H85V4H84V7L86 9H82L83 10V13L86 12V10L90 11L89 8ZM67 7V6H66ZM66 7L63 8V12L67 9ZM76 7H80L79 6H73V8L76 9ZM225 7V6H224ZM264 7V6H263ZM66 8V9H65ZM72 8V7H70ZM262 8V9H261ZM69 9V7H68ZM218 6H214L212 5L211 6V12H210V16L211 15H214V16H217L218 13H220V11L218 10ZM221 10V9H220ZM224 10V9H223ZM68 14L65 15L64 13H62V15H65L68 16H72V14L74 15L75 13V10L73 12V10H70L72 13H69V10H67ZM77 11V9H76ZM90 11V12H91ZM198 11V10H197ZM252 11V12H251ZM81 12V11H80ZM80 12H79V16L80 17ZM238 12V11H237ZM35 13V12H34ZM82 13V12H81ZM95 13V14H94ZM223 13H226L227 15L229 14L227 11H223ZM249 13V14H248ZM252 13V14H251ZM260 13L258 12V14L260 15ZM46 14V13H45ZM70 14V15H69ZM77 14V12H76ZM75 14V16H76ZM264 14V13H263ZM84 15H86L84 13ZM90 15V14H89ZM88 13H87V16L86 19H90V17L88 18ZM244 15H247L246 18ZM252 15V16H251ZM260 15V17H261ZM251 16V17H250ZM264 16V15H262ZM81 17L84 18V16L82 15ZM80 17V18H81ZM209 17V16H208ZM249 17V19H247ZM64 18V16H63ZM62 18V19H63ZM72 18V17H70ZM77 18V17H76ZM75 18V19H76ZM261 18H264V17H261ZM61 19V20H62ZM67 19V18H66ZM66 19H63L64 21H66ZM74 19V18H73ZM79 20V18H77ZM85 19V20H86ZM189 19V18H188ZM247 19V20H246ZM255 19V18H254ZM68 20V19H67ZM70 20V19H69ZM77 20V21H78ZM236 20V19H235ZM263 19H261L262 21ZM63 21V22H64ZM82 21V20H79V22ZM181 21V22H182ZM260 21V22H261ZM70 22V21H69ZM71 22H75L74 20L71 21ZM84 22V20L82 21V23ZM87 21H85L86 23ZM92 22V23H93ZM264 22V21H263ZM82 23H78V25L80 24V26H82L81 24ZM90 23V22H89ZM184 23V22H182ZM37 24V23H36ZM62 24V23H61ZM66 24V23H64ZM72 24V23H71ZM76 25H74V27H78L77 23H74ZM144 24H147L149 25V32H146L145 35L143 34H139L138 31H139V27L140 25H144ZM205 32L206 34L209 36L210 34H213V32L219 30L218 27H216L215 25L214 26H209V22L207 23L205 21ZM85 25V24H84ZM91 25V23H90ZM262 24H260L261 26ZM66 26V28L68 29L67 26L69 25H64ZM73 26V24H72ZM185 26V25H184ZM253 26V27H252ZM48 27H51V26H48ZM74 27H72L74 29ZM84 27V26H82ZM89 27V28H87ZM45 28V26H44ZM70 28V27H69ZM81 27L79 28H75V29H80ZM183 28V27H182ZM235 28V29H233ZM262 28V27H261ZM70 28V30L68 29V31H71L73 30ZM74 29V30H75ZM225 29H227V26L225 25ZM264 29V28H263ZM50 30V29H49ZM75 30V31H77ZM83 33H85V29H83ZM92 30V29H91ZM160 30V29H158ZM227 30V31H228ZM67 31V32H68ZM90 31V30H89ZM95 31V30H93ZM161 31V30H160ZM64 32V37H68L67 36V33L65 34V31ZM72 32V31H71ZM167 32V31H166ZM77 33H80L78 35H82V30L80 32H76ZM88 33V32H87ZM87 33H85L84 35H87ZM91 33V32H90ZM95 33H91L93 36V34L95 35ZM178 33V31H177ZM217 33V32H216ZM250 33H255L256 36H254L252 34V37H251V34ZM225 34V33H224ZM227 34V33H226ZM66 35V36H65ZM70 35V34H69ZM83 36V35H82ZM81 36V37H82ZM90 36V35H89ZM52 37V36H51ZM70 37V36H69ZM80 37V36H78ZM94 37V36H93ZM166 37V36H165ZM77 38V37H76ZM87 38V37H85ZM97 38V36H96ZM155 38V37H154ZM172 38V37H171ZM71 39V38H69ZM83 39V38H82ZM91 39V38H90ZM188 39V38H187ZM23 40V39H22ZM63 40V39H62ZM66 40V39H64ZM76 40V39H75ZM81 40V39H80ZM95 40V39H94ZM95 40V41H97ZM157 40V39H156ZM166 40V39H165ZM168 40V39H167ZM181 40V39H180ZM179 40V41H180ZM67 41L69 42L70 40L67 39ZM85 41V40H84ZM87 41L88 38H87ZM86 41V42H87ZM91 41V40H90ZM56 42V41H55ZM64 42V41H63ZM82 42V40H81ZM85 42V43H86ZM94 42V41H93ZM188 42V41H187ZM225 42V41H224ZM78 43V42H77ZM75 43V44H77ZM83 43V42H82ZM84 43V44H85ZM95 43V42H94ZM98 43V42H96ZM234 43V45H235ZM36 44V42H35ZM55 44V43H54ZM57 44V43H56ZM70 44V43H69ZM68 44V45H69ZM81 44V43H80ZM87 44V43H86ZM92 44V43H91ZM90 44V45H91ZM98 44V45H99ZM151 44V43H150ZM159 44V43H158ZM193 44V43H192ZM89 44H87L86 47H88ZM97 44H95L94 46H96ZM232 45V44H231ZM80 46V45H79ZM83 48L81 49H84V45H82ZM156 46V45H155ZM177 46V45H176ZM200 46V45H199ZM237 46V45H236ZM245 46V45H244ZM74 47H76V45H74ZM81 47V46H80ZM85 47V49H86ZM92 47V45L90 46ZM197 47V46H196ZM195 47V48H196ZM209 47V46H208ZM96 48V47H95ZM157 48V47H156ZM230 48L232 49V47L230 46ZM53 49V48H52ZM93 49V48H92ZM155 49V48H154ZM179 49V48H178ZM253 49V48H251ZM78 50V49H77ZM91 50V49H89ZM89 50H85V51H89ZM145 50V49H144ZM80 51V50H79ZM81 51H84V50H81ZM149 51V50H148ZM166 51V50H165ZM168 51V50H167ZM166 51V53H167ZM199 51V50H198ZM201 51V50H200ZM228 51V50H227ZM90 52V51H89ZM171 52V51H170ZM231 52V51H230ZM233 52V51H232ZM238 52V51H237ZM236 53V56L235 57H238L239 59H243L244 56H240L239 53ZM239 52L241 53V47L239 49ZM82 53V52H81ZM140 53V52H139ZM147 53V52H146ZM152 53V52H151ZM164 53V52H163ZM162 53V54H163ZM184 53V52H183ZM78 54V53H77ZM92 54V52H91ZM174 53H172L173 55ZM80 55V54H78ZM83 55V54H82ZM84 55L87 57H82V60L84 61H87L85 58L88 59V53H84ZM147 55V54H146ZM176 55V54H175ZM173 55V56H175ZM232 55V54H231ZM74 56V55H73ZM81 56V55H80ZM80 56H78L79 60H80ZM91 55H89L90 57ZM138 56V55H137ZM180 56V55H179ZM36 57V56H35ZM68 57V55H67ZM74 57H77L76 55ZM93 57V56H92ZM91 57V59H92ZM20 58V57H19ZM71 57H69L70 59ZM229 58V57H228ZM69 59H67V62L70 61ZM77 59V60H78ZM140 59V58H139ZM74 60V59H73ZM90 60V58H89ZM88 60V61H89ZM72 61V60H71ZM70 61V62H71ZM93 61V59H92ZM91 60L89 62L93 63ZM96 61V60H95ZM94 61V63H95ZM150 61V60H149ZM66 62V61H65ZM73 62V61H72ZM80 62V61H79ZM78 62V64H79ZM183 62V61H182ZM222 62V61H221ZM37 63V62H36ZM81 63V62H80ZM83 63V62H82ZM85 63V62H84ZM87 63V62H86ZM67 65V63H65ZM156 64V63H155ZM57 65V64H56ZM82 65V64H79V66ZM88 65V64H87ZM86 65V66H87ZM95 65V64H94ZM225 65V64H224ZM85 66V65H84ZM153 66V65H152ZM238 66V65H237ZM249 66V65H248ZM57 67V66H56ZM66 67V66H65ZM169 67V66H167ZM197 67V66H196ZM68 69L69 68V64L67 66ZM153 68V67H152ZM86 69V68H85ZM81 70L83 72L84 69H82L81 67ZM222 70V69H221ZM243 70V68H242ZM86 71V70H85ZM196 71V70H195ZM238 71V70H237ZM244 71H246V69L242 71H239L241 72L242 74L244 73ZM79 72V71H78ZM200 72V71H198ZM208 72V71H207ZM233 72V71H232ZM68 73V72H67ZM66 73V74H67ZM70 73H71V70H70ZM85 73L88 74V72L86 71ZM84 73V75H86ZM181 73V74H179ZM233 73H236V72H233ZM247 72H245L244 74H246ZM204 74V72H203ZM206 74V72H205ZM51 75V74H50ZM89 75V74H88ZM247 75V74H246ZM64 76H65V73H64ZM71 76V75H70ZM82 76V75H81ZM198 76V75H197ZM203 76V75H202ZM218 76V75H217ZM223 76V75H222ZM62 77V76H61ZM67 77V76H65ZM84 77V76H82ZM81 77V78H82ZM88 77V76H87ZM90 77V76H89ZM209 77V76H208ZM226 77V76H225ZM54 78V77H53ZM57 78V77H55ZM73 79V77H71ZM71 78H70V81H71ZM157 78V79H155ZM228 78V76H227ZM48 79V78H47ZM69 79V78H68ZM68 79H64V80H67L69 81ZM75 79V78H74ZM80 82V84L82 83V80L80 78H78ZM195 79V78H194ZM212 79V78H211ZM53 80V79H52ZM85 80V79H84ZM87 80V79H86ZM85 80V82H86ZM92 79H90L91 81ZM183 80V79H182ZM213 80V79H212ZM216 80V79H214ZM236 80V79H235ZM242 80L243 78L241 76H238V85H239V88H241V85H242ZM247 80H249L247 78ZM60 81V79H59ZM65 81L66 83H69ZM207 81V80H206ZM218 81V80H217ZM58 82V80H57ZM74 82V81H73ZM84 82V81H83ZM179 82H181L183 85L179 86ZM215 82V81H213ZM213 82L211 83V85L213 84ZM224 82V81H223ZM71 85L74 84V86L77 84L76 82L72 83V81L70 82ZM69 83V84H70ZM87 83V82H86ZM60 84V83H59ZM78 84V87L81 86V85H84V83H82L81 85ZM232 84V83H231ZM214 85V84H213ZM217 85V84H216ZM219 85V84H218ZM222 85V84H221ZM234 85V84H233ZM236 85V84H235ZM57 86V85H56ZM55 86V87H56ZM70 87V85H67ZM73 86V87H74ZM77 86V85H76ZM87 86V87H86ZM230 86V85H229ZM228 86V88H229ZM237 86V85H236ZM37 87V86H36ZM58 87V86H57ZM64 87V86H63ZM66 87V85H65ZM72 87V86H71ZM72 89L74 90V87ZM84 87V86H83ZM216 87V86H215ZM220 87V85L218 86ZM216 87V88H218ZM238 87V86H237ZM249 87V86H248ZM247 87V88H248ZM214 88V87H213ZM244 88V87H243ZM242 88V89H243ZM70 89V88H68ZM167 89V90H166ZM200 89V88H199ZM222 89V88H221ZM221 89H219L221 91ZM246 89V88H245ZM249 89V88H248ZM37 90V89H36ZM35 90V91H36ZM46 90V89H45ZM59 90V89H58ZM64 90V89H63ZM69 90L71 93L75 92V90ZM77 90H82L80 87L79 89L77 88ZM76 90L75 93H78ZM84 90V88H83ZM86 90V89H85ZM84 90V91H85ZM86 90V91H87ZM224 90V89H223ZM226 90V89H225ZM244 90V89H243ZM34 91V92H35ZM47 91V90H46ZM45 91V92H46ZM65 91V90H64ZM68 90H66L67 92ZM83 91V92H84ZM99 91V96L97 95V92ZM228 91V90H227ZM227 91H225L227 93ZM239 91V90H238ZM237 91V92H238ZM241 91V90H240ZM70 92L67 93V95L69 96L70 95ZM47 93V92H46ZM45 93V94H46ZM72 93V94H73ZM74 93V94H75ZM225 93V94H226ZM239 93V92H238ZM249 93V94H250ZM79 94V93H78ZM77 94V97H82V98H85L84 96H80ZM83 94V95H84ZM188 94V93H187ZM190 94V93H189ZM188 94V95H189ZM212 94V93H211ZM232 94V89H231V92H230V95ZM241 94V92L239 93V95ZM67 96L66 94H64L63 92V95L62 97L65 98V96ZM89 95V96H91ZM207 95L210 96L208 98L210 99H207ZM239 95L237 97V101H238V98H239ZM45 96V95H44ZM217 96V97H218ZM248 96V95H247ZM13 97V96H11ZM72 96L70 95V98ZM74 97V95H73ZM72 97V100H75V98H77L76 96L73 98ZM187 97V96H186ZM59 98V97H58ZM67 98V97H66ZM66 98L64 99L65 101H68V98L66 100ZM81 98V100H82ZM219 98V97H218ZM231 98V97H229ZM63 99V98H62ZM233 99V98H232ZM248 99V98H247ZM246 98H242V102L239 106V108H243L245 107L246 105L250 104V102L247 100ZM12 100V99H11ZM80 100V99H79ZM80 100L79 103H82ZM166 100V103H167V108L166 107H163L162 104L164 105V101ZM223 101H227V99H222ZM55 101V100H53ZM70 101V99H69ZM77 101V99L75 100ZM90 101V102H89ZM222 101V102H223ZM225 101V102H226ZM62 102H64L62 100ZM223 102V103H225ZM228 102H230V106L233 104V103H236V102H233L231 104V101L229 100ZM59 103V102H58ZM65 103V102H64ZM72 102L70 101V104ZM222 103V104H223ZM68 104V103H67ZM221 104V105H222ZM227 104V103H226ZM229 104V103H228ZM78 105V106H77ZM72 106V105H70ZM70 106H67L70 107ZM82 106V105H81ZM229 106V107H230ZM234 106V105H233ZM237 106V105H236ZM65 107V106H64ZM218 107V106H216ZM60 108V107H59ZM66 108V107H65ZM74 107L68 109V112L70 115H73L75 112L77 113V111H73L74 113L72 114L71 110H73ZM76 108L74 110H76ZM169 108V109H168ZM225 108H226V105H225ZM234 109V107H232ZM232 108H226V109H230L231 111L233 110ZM238 108V107H237ZM223 109V108H222ZM220 110V109H218ZM230 110H227V111H230ZM239 110V109H238ZM63 110H61L62 112ZM65 111V110H64ZM70 111V112H69ZM221 112H224L222 110H220ZM219 111V112H220ZM230 111V113H231ZM246 111V110H245ZM58 112V111H57ZM220 112V113H221ZM261 112V113H260ZM216 113V112H215ZM226 113V112H225ZM229 113V112H227ZM226 113V114H227ZM229 113V114H230ZM234 113V112H233ZM85 114V112H84ZM224 114V115H226ZM239 114V113H238ZM238 114L236 115L238 118ZM65 115V116H64ZM70 115H69V118H70ZM76 115V114H75ZM73 115V116H75ZM218 116H220L221 114H217ZM231 116H233L232 114H230ZM235 115V114H234ZM47 116V115H46ZM63 116L65 117L66 119V113L64 114L63 113ZM68 116V114H67ZM88 116V117H87ZM216 116V115H215ZM214 116V117H215ZM222 116V115H221ZM221 116L219 119H221ZM241 116V115H240ZM243 116V114H242ZM61 117V116H60ZM77 117V116H76ZM226 117V116H225ZM73 118V117H71ZM223 120H224V117H222ZM55 119V118H54ZM57 119V118H56ZM64 119V118H63ZM62 119V120H63ZM68 119V117H67ZM66 119V120H67ZM226 119V118H225ZM228 119V118H227ZM235 120V118H233ZM233 119L232 122H233ZM45 120V119H44ZM72 120V119H71ZM75 120V117L74 119ZM170 120V121H169ZM218 119H216L217 121ZM230 120V121H231ZM240 120V119H238ZM36 121V120H35ZM56 121V120H55ZM59 121V120H58ZM58 121H56L55 123H57ZM219 121V120H218ZM64 123V120L62 121ZM66 122V121H65ZM68 122V121H67ZM225 122V121H224ZM228 122V121H227ZM239 122V121H238ZM54 123V122H53ZM59 123V122H58ZM215 123V122H214ZM223 123V122H222ZM229 123V122H228ZM235 123V122H234ZM241 123V121H240ZM239 123V124H240ZM70 124H74V123H70ZM77 123H75V126H76ZM80 124H77L78 126ZM213 124V122L211 123ZM243 124V123H242ZM36 125V123H35ZM210 125V124H209ZM215 125V124H214ZM213 125V126H214ZM221 126V124H219ZM234 125V124H233ZM232 125V126H233ZM18 126V125H17ZM212 126V127H213ZM225 128H226V125H224ZM222 126V127H224ZM231 125H229L230 127ZM65 130H67L68 126H63ZM68 127V128H67ZM209 127V126H208ZM236 127V126H235ZM53 128V127H52ZM61 128V126H60ZM216 128V127H214ZM212 128V129H214ZM232 128V127H231ZM234 128V127H233ZM63 129V130H64ZM217 129V128H216ZM7 130V129H6ZM58 130H62L61 129H58ZM69 130H73V129H68L66 132L69 133L68 131ZM81 130V129H80ZM223 130V128H222ZM227 130V129H225ZM230 129L228 128V131ZM76 131H74L76 133ZM177 131L176 129L173 131L175 132ZM181 132H183V129L180 130ZM219 131V129H218ZM227 131V132H228ZM234 131V130H233ZM236 131V130H235ZM59 132V131H58ZM73 132V131H72ZM77 132V133H78ZM126 132L127 134L126 135H123V133ZM149 133L150 135H148L147 133ZM214 132H216V130H214ZM221 132V131H220ZM224 132V131H223ZM226 131L224 133H227ZM232 131H230L231 133ZM243 132V131H242ZM250 132V131H249ZM40 133V132H38ZM64 133V131H63ZM67 138L69 137L68 135L70 134H67ZM223 133V135H224ZM229 133V134H230ZM49 134V133H47ZM55 134V133H54ZM73 134V133H71ZM145 134V135H144ZM172 134V133H171ZM169 133V135H171ZM183 134V133H182ZM211 134V133H210ZM213 134V133H212ZM221 134V133H220ZM228 134V135H229ZM233 134V132L231 133ZM230 134V135H231ZM76 135V134H75ZM84 135V134H83ZM184 135V134H183ZM215 135V134H214ZM226 135V134H225ZM36 136V135H35ZM64 136V135H63ZM71 136V135H70ZM74 136V135H73ZM71 136L73 139L74 137ZM212 136V135H211ZM218 134L215 136L217 137ZM222 136V135H221ZM44 137V135L42 136ZM46 137V136H45ZM48 137V136H47ZM51 137V136H50ZM60 137V136H59ZM65 137V136H64ZM78 138V136H76ZM182 137V135H181ZM180 137V138H181ZM229 137V136H228ZM257 137V138H256ZM49 138V137H48ZM55 138V137H54ZM66 138V139H67ZM178 138V139H180ZM231 138V137H229ZM227 139V142L228 140L230 139ZM36 139V138H35ZM71 139V138H69ZM76 139V138H75ZM140 139V140H139ZM182 139V138H181ZM185 139V137H184ZM213 140V137L211 138ZM220 138L218 137V140ZM226 139V138H225ZM49 140H51L49 138ZM59 140V139H58ZM78 140V139H76ZM133 140L135 141H140V143L137 145V143H134ZM170 140V139H169ZM168 140V141H169ZM174 141L176 140L173 139ZM211 140V141H212ZM264 140V139H263ZM35 141V140H34ZM44 141V140H43ZM53 141V140H52ZM72 142V139L70 140ZM75 141V140H74ZM128 142L129 144L131 143H134L133 145L135 146V144L137 145V147H135L133 150L132 149H128V147L126 148L125 147V142ZM131 141V142H130ZM217 141V139H216ZM214 141V142H216ZM226 140H224L225 142ZM38 142H40L38 140ZM59 142V141H58ZM57 142V143H58ZM67 143H70L68 141H66ZM126 142V143H127ZM157 144H159L158 146H160V142ZM161 142V145L163 144ZM167 142V141H166ZM170 142V141H169ZM176 142V141H175ZM213 142V144H214ZM222 142V141H221ZM51 143V142H50ZM60 143H62V139L60 140ZM59 143V144H60ZM165 143V142H164ZM172 143V141H171ZM170 143V144H171ZM174 143V142H173ZM258 143V142H257ZM74 144V145H76ZM176 144V143H175ZM178 144V142H177ZM180 144V143H179ZM213 144H211L210 146H213ZM217 144H221L220 141L219 143ZM226 145V143H224ZM249 144V141L246 143L245 147L243 148V145H241V148H240V151L242 150L243 148V154H245V151L246 150H250V146H248ZM253 144V143H252ZM260 144V143H259ZM61 145V144H60ZM68 145V144H67ZM66 145V146H67ZM70 145V144H69ZM68 145V146H69ZM193 145V146H192ZM209 145V144H208ZM223 145V143H222ZM224 145V146H225ZM63 146V144H62ZM178 146V145H176ZM207 146V145H206ZM216 146V145H215ZM214 146V147H215ZM223 146V148H224ZM55 147V146H54ZM72 147V146H71ZM173 152L176 151L177 148H175V146H173ZM183 148H185L184 146H181ZM205 147V146H204ZM218 147H221V146H218ZM237 152L239 151V144L237 142H235L234 146H233ZM258 147V146H257ZM61 148V147H60ZM169 148V146H168ZM180 148V147H179ZM190 148L188 151H190ZM207 148V147H205ZM261 148V146H260ZM36 149V148H35ZM64 149V148H63ZM175 149V150H174ZM181 149V148H180ZM262 149V148H261ZM65 150V149H64ZM68 150V148H67ZM76 151L74 152H77L78 153V150L75 149ZM167 150V149H166ZM169 150V149H168ZM167 150V151H168ZM170 150H172V148L170 147ZM186 150V148H185ZM222 150V149H221ZM259 150V149H258ZM34 151V150H33ZM59 151V150H58ZM178 151V150H177ZM194 151H196L194 149ZM56 152V151H55ZM61 152H62V148H61ZM66 152V151H65ZM73 152V154H74ZM135 153L138 155V161H140V165L138 166V170L139 172H136V170H129L127 173L125 171H123L126 167H128L130 164H128L127 166H123L122 163H121V158L124 156V154L126 153ZM166 152V151H165ZM170 152V151H169ZM192 152H193V149H192ZM213 152L215 153V151L213 150ZM212 152V153H213ZM254 152V151H253ZM58 153V152H57ZM60 153V152H59ZM167 153V152H166ZM194 153V152H193ZM192 153V154H193ZM204 153V152H202ZM211 153V154H212ZM255 153V152H254ZM76 154V153H75ZM74 154V155H75ZM90 154H92L90 156ZM100 154V155H99ZM172 154V153H171ZM175 154V153H174ZM173 154V155H174ZM178 154V153H177ZM176 154V155H177ZM196 154L199 156L200 153H198V151H196ZM194 154V156L196 155ZM209 155L208 158H210V156L212 155ZM216 154H219L218 152L215 153ZM221 154V152H220ZM219 154V155H220ZM249 154V153H248ZM32 155V154H31ZM30 155V156H31ZM65 155V154H64ZM62 155V156H64ZM72 155V154H70ZM69 155V156H70ZM87 155L89 157L94 158L96 159L95 161H97L98 159L100 160V162H102V166L101 168L102 169V174L99 176L100 173H97V169L95 171H93L92 167L93 164L95 165V161L94 163L91 162V160L87 157ZM95 155H99L98 157L95 156ZM163 155V153H162ZM247 155V154H246ZM251 155V157L253 158L254 156H252V154H249ZM60 156V155H59ZM169 156V153L166 155V158H163L165 159V161H169L170 160V156ZM193 156V157H194ZM208 156V154H207ZM217 156V155H216ZM257 156V155H256ZM19 157V156H18ZM34 157V156H32ZM71 157V156H70ZM75 157H77V155H75ZM77 157V158H78ZM111 157V160L113 161L111 163H113V165H115L114 168H108L109 166H111L109 163V165L107 164V169L105 168V163H107V158L110 160ZM174 158V156H171ZM178 157V155L176 156ZM189 157V156H188ZM201 157V156H200ZM199 157V158H200ZM37 158V157H36ZM72 158V157H71ZM74 158V157H73ZM215 158V157H214ZM218 158V156H217ZM256 158V157H255ZM19 159V158H18ZM64 159V158H63ZM90 161H89V160ZM158 159H161L159 161H156V163L160 164L159 166H161V163L164 162V160L162 159V157H159ZM193 159V158H192ZM211 159V158H210ZM228 159V158H227ZM227 159L224 161L226 162ZM230 159H233V158H230ZM31 160V159H30ZM70 161V158L68 159ZM72 160V159H71ZM74 162L76 159H73ZM72 160V161H73ZM108 160V161H109ZM163 160V161H162ZM203 160V159H202ZM68 163H70V165L72 164V162L70 161ZM93 161V160H92ZM151 161V162H150ZM162 161V162H160ZM171 161V160H170ZM190 161V160H189ZM195 161V160H194ZM192 161V162H194ZM198 161V160H197ZM207 161V160H206ZM205 161V162H206ZM217 161V159H216ZM233 161V160H231ZM22 162V161H21ZM62 161L60 162H57V163H60L61 164ZM98 162V161H97ZM96 162V163H97ZM98 162V164L100 163ZM209 162H211L209 160ZM215 162V160H214ZM223 162V163H224ZM67 163V164H68ZM93 163V164H92ZM139 163V162H138ZM165 163H169V162H165ZM172 163V162H171ZM170 163V164H171ZM177 163V162H176ZM183 163V162H182ZM197 163V162H196ZM201 163V161H200ZM202 163H204L202 161ZM216 163V162H215ZM222 163V164H223ZM227 163V162H226ZM230 163V162H229ZM18 164H20V162H18ZM59 164V165H60ZM77 164V162H76ZM75 164V165H76ZM146 164V165H145ZM181 164V163H180ZM208 164H211V163H208ZM217 164V163H216ZM216 164H213V165H216ZM220 164V163H219ZM221 164V165H222ZM231 164V163H230ZM65 165V164H64ZM155 165V164H154ZM153 165V166H154ZM164 165V163H163ZM162 165L163 169L165 170L164 166ZM192 165V163H191ZM201 165V164H200ZM212 165V164H211ZM224 165V164H223ZM229 165V164H228ZM19 166V165H18ZM150 166V168L148 167ZM204 166V165H203ZM202 166V167H203ZM226 166V165H225ZM230 166V165H229ZM21 167V166H20ZM63 167V166H61ZM92 167V168H91ZM99 167V166H98ZM143 167V169H142ZM193 167H196L197 166H194L193 164ZM217 167V166H216ZM215 167V168H216ZM222 167V166H221ZM233 167V166H232ZM232 167H227V169H230L232 170ZM58 168V166H57ZM64 168V167H63ZM67 168L66 167V170L67 171ZM70 170L69 171H72L71 170V167H69ZM91 168V169H90ZM100 168V167H99ZM98 168V170H99ZM140 168L142 170H140ZM149 168V169H148ZM161 168V167H160ZM176 168V167H175ZM180 167L178 166L177 169H179ZM195 168V169H196ZM203 168H206V165L205 167ZM251 168V167H250ZM51 169V168H50ZM55 169V168H54ZM62 169V168H61ZM75 169H78V168H75ZM132 169V168H131ZM192 169V168H191ZM199 169V168H198ZM207 169H209V167L207 166ZM220 169V168H219ZM101 170V169H100ZM137 170V171H138ZM182 171V169H179V171ZM189 170V169H188ZM212 169H210L211 171ZM221 170L220 169V173H221ZM226 170V169H225ZM224 170V172H225ZM249 170V169H248ZM64 171V172H65ZM77 171V170H76ZM77 172H74V173H78ZM88 171V172H89ZM97 171V172H96ZM163 171V170H162ZM166 171V170H165ZM171 171V170H170ZM184 171H185V167H184ZM195 171V170H194ZM214 171V170H212ZM211 171V172H212ZM227 171V170H226ZM82 177H84V174L87 175V171L85 173V171H83L82 169ZM100 172V171H99ZM145 172H151L152 174H146ZM159 172L158 170L156 171V173ZM176 172V171H175ZM187 172V171H186ZM192 172V171H191ZM189 172L190 175H192V173L194 172ZM199 172V170H198ZM202 172V171H201ZM206 172V171H204ZM210 172V173H211ZM223 172V173H224ZM57 173V171H56ZM74 173L72 174V177H74ZM138 173V174H137ZM162 174V172H160ZM160 173H159V176H160ZM165 173V172H164ZM171 173V172H170ZM177 173V172H176ZM180 172H178V175H179ZM184 173V172H183ZM208 173V171H207ZM216 173V172H215ZM219 173V175H220ZM229 174V172H227ZM48 174V173H47ZM58 174V173H57ZM67 174V172H66ZM71 174V173H70ZM69 174V175H70ZM81 174V173H80ZM146 174V175H145ZM158 174V173H157ZM156 174V175H157ZM175 174V173H174ZM187 174V173H186ZM204 174V173H203ZM246 174V173H245ZM54 175V174H53ZM64 175V174H63ZM77 175V174H76ZM110 175V176H109ZM149 175V176H148ZM177 175V174H176ZM190 175H185V176H190ZM206 175V173H205ZM209 175V174H208ZM215 175V174H214ZM225 174H221L220 176H224ZM61 177V174L59 175ZM71 176V175H70ZM79 176V174H78ZM105 176H109V178H112L108 180L104 183L103 181H101L100 177H105ZM168 176V175H167ZM173 176V174H172ZM184 176V175H182ZM182 177V178H185L186 177ZM195 176V175H194ZM192 175V177H194ZM67 177H68V174H67ZM87 177V176H86ZM88 177H89V173H88ZM100 178L98 180H100V182H103L100 183L95 180L96 178ZM139 179L141 178V183L140 186L138 184H136V187L137 188V185L140 187L138 190H136L135 188H133V184L136 182L134 179L138 178ZM155 177V176H154ZM153 177V178H154ZM174 177V176H173ZM196 177V176H195ZM208 177H211V176H208ZM215 177V176H214ZM71 181H73V179H71V177H69ZM157 178V176H156ZM155 178L156 181H159ZM162 178V177H161ZM179 178V177H177ZM180 178H181V175H180ZM50 179V178H49ZM59 179V178H58ZM68 179V178H67ZM77 179V177H76ZM74 179V180H76ZM139 179L137 181H139ZM192 179V178H191ZM190 179V180H191ZM212 181H213V178L211 177ZM247 179V178H246ZM250 179V178H248ZM64 180V178H63ZM62 180V181H63ZM80 180V179H79ZM105 180H106V177H105ZM145 180V182L143 181ZM154 180V179H153ZM170 180V179H169ZM168 180V181H169ZM202 180V179H201ZM204 180H210V178L208 179H205ZM215 180V179H214ZM244 180V179H243ZM53 181V180H52ZM66 182H68L69 180H66ZM63 181V183L65 182ZM70 181V182H71ZM82 181V180H81ZM87 181L88 183H90L89 185L91 186V188L94 189V191H96L95 193L92 192V189H90L89 187H87ZM95 181V182H94ZM139 181V182H140ZM149 181V180H148ZM161 181V179H160ZM159 181V182H160ZM167 181V182H168ZM173 181V180H171ZM176 181V180H175ZM178 181V180H177ZM180 181V179H179ZM178 181V182H179ZM183 181V180H182ZM188 181V180H186ZM211 180L208 181V183H213L211 184L212 187L213 185L215 184V182L213 181L212 182ZM216 181V180H215ZM219 181V179H218ZM218 181H217V184H218ZM246 180H244L245 182ZM50 182V181H49ZM59 182V181H58ZM79 182V181H77ZM152 182V180H151ZM204 182V181H202ZM100 183V184H99ZM149 183V182H148ZM154 183V182H152ZM171 182H169L170 184ZM183 184L185 183L182 182ZM181 183V184H182ZM198 183V182H197ZM207 183V181H206ZM207 183V184H208ZM262 183H263V180H262ZM43 184V183H42ZM57 184V182H56ZM70 184V183H68ZM67 184V185H68ZM87 184V185H86ZM97 184L99 185H103V186H100L102 187L101 190L100 188H98ZM157 184V183H156ZM165 184V183H164ZM168 183L166 184L169 185ZM192 184V183H191ZM206 184V185H207ZM216 184V186H217ZM236 184V183H235ZM58 185V184H57ZM64 185V184H62ZM66 185V186H67ZM71 185V184H70ZM77 187H78V183H76ZM86 185V186H85ZM88 185V186H89ZM149 185V184H148ZM148 185L147 187L145 188H148ZM159 185L162 187V185L159 183ZM180 184H178L177 186H179ZM204 185V184H203ZM202 185V186H203ZM210 185V186H211ZM221 185H222V182H221ZM233 185V184H231ZM54 186V185H53ZM105 186V187H104ZM113 187L114 189L111 191L109 189V187ZM152 186V184H151ZM158 186V184H157ZM165 186V188H166ZM183 186V185H181ZM180 186V187H181ZM191 186V185H190ZM197 186V185H196ZM201 186V185H200ZM210 186H206V187H209ZM215 186V188H216ZM252 186V185H250ZM249 186V187H250ZM50 187V186H49ZM55 187V186H54ZM77 187H74V190L75 188L77 189ZM85 187V188H84ZM154 186H152L150 189L151 191L154 190L153 188ZM170 188V186H168ZM171 187H175L174 186V183H173V186L171 184ZM184 187V186H183ZM178 188L180 190H182V188ZM194 187V186H193ZM211 187V188H212ZM230 187V186H229ZM46 188V187H45ZM53 188V187H51ZM89 188L90 190L88 191ZM97 188L100 190H97ZM159 188V187H158ZM158 188L156 191H158ZM204 188V187H203ZM222 188V187H221ZM236 188V187H235ZM247 188V187H246ZM50 189V188H49ZM57 189V188H56ZM69 189V188H68ZM79 189V187H78ZM108 189L110 191H108ZM115 189H117L118 191H116ZM149 189V190H150ZM168 189V188H166ZM192 189V187L190 188ZM198 189V188H196ZM224 189V188H223ZM234 189V187H233ZM245 189V187H244ZM47 190V189H46ZM62 190V189H61ZM65 190V189H64ZM67 190V189H66ZM115 190V191H114ZM148 190V189H147ZM148 190V191H149ZM160 190V189H159ZM172 190V189H170ZM211 191H213V189H210ZM218 190V188H217ZM220 190V189H219ZM222 190V189H221ZM236 190V189H235ZM246 190V189H245ZM252 190V189H251ZM255 190V189H254ZM45 191V189L43 190ZM70 192V190H68ZM76 191V190H75ZM74 191V192H75ZM99 191V192H98ZM106 191V192H105ZM114 191V192H113ZM162 191L164 192V189H162ZM184 191V189H183ZM181 191V193L183 192ZM187 188H186V192H187ZM193 191V190H192ZM205 191V190H204ZM203 191V192H204ZM242 191V190H241ZM253 191V190H252ZM159 192V191H158ZM157 192V193H158ZM161 192V191H160ZM159 192V193H160ZM178 192V190H177ZM189 192V191H188ZM191 192V191H190ZM189 192V193H190ZM202 192V191H201ZM207 192V191H206ZM203 193V194H206ZM233 192V191H232ZM254 192V191H253ZM44 193V192H43ZM48 193V192H46ZM117 193H119L117 195ZM149 193V192H148ZM162 193V192H161ZM194 193V191H193ZM196 193V191H195ZM257 193V192H256ZM67 194V193H66ZM95 194V195H94ZM153 194V192H152ZM151 194V195H152ZM197 194V193H196ZM210 197L213 198V196L209 193H208ZM217 194V192H216ZM216 194H213V195H216ZM219 194V193H218ZM218 194H217V197L214 196L213 199L215 198H218ZM222 194V193H221ZM220 194V195H221ZM94 195V196H93ZM164 195V193H163ZM161 195V196H163ZM198 195L200 196L199 192H198ZM52 196V195H51ZM60 196V195H59ZM65 196V195H64ZM67 196V195H66ZM192 197V195H190ZM223 196V195H222ZM235 196V193L234 195ZM49 197V196H48ZM61 197L63 198L62 196V193H61ZM158 197V196H157ZM201 197V196H200ZM199 197V198H200ZM207 195H205V197H203L206 201V199H210V197L206 198ZM220 197V196H219ZM232 197V196H230ZM54 198V197H53ZM65 198V197H64ZM68 198H66V200H68ZM76 198V199H75ZM95 198V199H94ZM148 198H151V196ZM170 198V199H169ZM194 198V197H193ZM192 198V199H193ZM198 198V197H197ZM206 198V199H205ZM211 198V199H212ZM235 198V197H234ZM169 199V200H168ZM225 199V197H224ZM229 199V198H227ZM253 199V197H252ZM199 200V199H198ZM232 200V199H231ZM230 200V201H231ZM48 201V200H47ZM53 201V200H52ZM70 201V200H69ZM70 201V202H71ZM189 201V200H188ZM208 201V200H207ZM224 201V200H223ZM229 201V200H228ZM253 201L255 203H253ZM249 205L252 204L251 207H238V209H241L243 208L242 210L237 211L238 212H243V217L242 218H239L238 214L234 212L233 213H228L226 216L224 215V219L223 220H219V224L217 225V227L214 226L213 228V232H211V234L207 235L206 233L202 234V241L201 242V246H205L207 247L206 249V253H207V256L210 255L212 261H210V257H209V261H207L206 263V260L207 258H205V263L206 264H264V216L261 217V210H263L264 208V194L262 196V198H258L255 200H253ZM55 202V201H54ZM153 202V200H152ZM162 202V204H161ZM191 202V201H190ZM202 204L204 203L203 201H201ZM213 202H216L217 201H213ZM213 202H209V208L208 209H211L212 207H210V203H213ZM233 202V201H232ZM47 203V202H46ZM44 203V204H46ZM60 203V202H59ZM158 203L160 205H158ZM188 203V202H187ZM197 203V202H196ZM200 204V202H198ZM214 203V204H216ZM220 203V202H219ZM216 205V208L218 206V204ZM222 203V202H221ZM48 204V203H47ZM65 204V203H64ZM155 204V203H153ZM191 204H193L191 202ZM206 204V205H208ZM213 204V205H214ZM248 204V203H247ZM246 204V205H247ZM51 205V204H50ZM212 205V206H213ZM238 204L235 203V207L237 206ZM191 206V205H190ZM189 206V207H190ZM193 206V205H192ZM234 206V204H233ZM66 207V206H65ZM198 207V206H197ZM200 207V206H199ZM205 206H203L204 208ZM227 207V206H226ZM225 207V208H226ZM196 208V207H195ZM202 208V207H201ZM206 208V207H205ZM224 208V209H225ZM234 208V207H233ZM55 209V208H54ZM183 209V208H182ZM189 209V208H188ZM194 209V208H193ZM192 209V210H193ZM197 209V208H196ZM199 209V208H198ZM218 209V208H217ZM217 209H213L212 210H217ZM231 209V208H230ZM211 210V211H212ZM229 210V209H228ZM227 210V211H228ZM234 210V209H233ZM45 211V210H44ZM66 211V209H65ZM70 213H71V210H69ZM184 211V210H183ZM188 211V210H187ZM195 211V210H193ZM202 210H200L201 212ZM210 211V210H208ZM74 212V211H73ZM185 212V211H184ZM184 212H183V215H184ZM205 212V210H204ZM204 212H202L204 214ZM215 212V211H214ZM214 212H211L215 215ZM264 212V211H263ZM59 212H57L58 214ZM66 213V212H64ZM182 214V210L180 212ZM192 213V212H191ZM190 213V214H191ZM199 213V211H198ZM207 213V212H205ZM209 213V212H208ZM46 214V213H45ZM72 214V213H71ZM189 214V213H188ZM263 214V213H262ZM53 215V214H52ZM51 215V216H52ZM55 215V214H54ZM182 215V216H183ZM197 216L202 217L201 214H196ZM212 214H208L207 216L209 217H205V218H202V219H206L207 218V221L209 220L210 217H212L213 219H215L217 216H210ZM220 215V214H218ZM48 216V215H47ZM56 216V215H55ZM54 216V217H55ZM58 216V215H57ZM71 216V215H70ZM173 216V215H172ZM171 216V217H172ZM188 218H189V215H187ZM197 216L195 217L194 215V219L197 218ZM205 216V214H204ZM203 216V217H204ZM166 217V218H165ZM178 217V216H177ZM175 216V219L177 218ZM184 217V216H183ZM192 217V216H191ZM190 217V219H191ZM215 217V218H214ZM219 217V216H218ZM19 218V217H18ZM53 218V217H52ZM64 218V217H63ZM186 218V216H185ZM187 218V219H188ZM193 218V217H192ZM211 218V220H212ZM55 219V218H54ZM58 219V218H57ZM56 219V220H57ZM61 219V218H60ZM64 219H67V218H64ZM71 219V218H70ZM166 219V220H165ZM183 219V218H182ZM18 220V219H17ZM62 220V219H61ZM69 220V219H68ZM165 220V221H164ZM177 220V219H176ZM201 218L199 219V222L197 223H201ZM15 221V220H14ZM55 221V220H54ZM173 221V220H172ZM171 221V222H172ZM186 222H184L185 224L189 221V220H184ZM191 222H196V221H193V219L190 220ZM189 221V223H190ZM206 221V222H207ZM19 222V221H18ZM18 222H17V226H18ZM62 222V221H61ZM67 222V221H66ZM161 224L162 227H158V224ZM170 222V221H169ZM175 222V221H174ZM172 223L174 225H176V223ZM177 222V221H176ZM178 222H182V220L178 221ZM177 222V223H178ZM212 222H214L212 220ZM243 222H248L246 226H244L245 224H243ZM13 223V222H12ZM168 223V221L166 222V224ZM183 222L182 224L185 225ZM210 220H209V223L207 224H210ZM215 223V222H214ZM14 224V223H13ZM179 224V223H178ZM191 224V223H190ZM196 224V223H195ZM203 224V223H201ZM200 224V225H201ZM205 224V223H204ZM243 224V226H242ZM4 225V224H3ZM6 225V224H5ZM171 225V223H170ZM169 225V228L171 229V226ZM182 225V226H183ZM194 225V224H192ZM197 225V224H196ZM212 225V224H211ZM187 225H185L184 227H186ZM188 226H190L188 224ZM199 226V225H197ZM196 226V227H197ZM207 226V225H206ZM205 226V227H206ZM58 227V226H57ZM165 227V231L167 233H164L163 232V228ZM174 227V226H172ZM177 227H180L177 226ZM195 227V226H194ZM193 227V228H194ZM210 227V226H209ZM243 227V228H242ZM17 228V227H16ZM59 228V227H58ZM158 228V229H156ZM175 228V227H174ZM181 228V227H180ZM187 228V227H186ZM191 227V229H193ZM201 228V227H200ZM207 228V227H206ZM205 228V229H206ZM167 229V230H166ZM176 229V228H175ZM175 229H171V233L175 232ZM179 229V228H178ZM56 230V229H55ZM60 230V229H59ZM182 230V229H181ZM189 230V228H188ZM196 230V228L194 229ZM202 232H198L199 234L200 233H203V227H202ZM97 231V234H94V232ZM156 231V232H155ZM180 231V230H179ZM185 231V230H184ZM184 234H186L187 232H184ZM187 231V230H186ZM191 231V230H190ZM193 231V230H192ZM199 231V229L197 230ZM14 232V231H13ZM65 232V231H64ZM69 232V233H70ZM176 232H178V230H176ZM181 232V231H180ZM195 233V231H193ZM192 232V234H194ZM67 233V232H66ZM198 233H195L196 236ZM209 233V232H208ZM5 234V233H4ZM166 234V235H164ZM177 234V233H176ZM183 234V235H184ZM188 234H191L189 233L188 231ZM10 235V233H9ZM66 235V234H65ZM182 235V234H181ZM182 235V236H183ZM14 236V235H13ZM69 236V237H71ZM171 236V235H170ZM175 236V235H174ZM177 236V235H176ZM179 233H178V237H179ZM189 235H186V237H188ZM193 236V235H192ZM66 237V236H65ZM173 238V236H171ZM170 237V238H171ZM184 237V236H183ZM185 237V238H186ZM191 237V236H190ZM195 237V235H194ZM192 237V239L194 238ZM214 238L213 241L210 239ZM48 238V237H47ZM85 237L81 238L79 241L77 240L76 242H78V245L76 247V244L75 246L67 249V252L64 253L65 254V259L69 258V256L71 254H74L75 251H77V248L79 245H81L83 242L86 243L83 239ZM196 238H201L199 235L196 237ZM70 239V238H69ZM189 239V237H188ZM191 239V240H192ZM10 240V239H9ZM68 240V239H67ZM177 240V239H176ZM190 239L187 241V239L185 241H187L188 243L186 245H188L189 243L190 244V247L192 245V243H194V240H197V239H193L191 241ZM209 240V242H208ZM11 241V240H10ZM71 241V240H70ZM182 241V240H181ZM191 241V242H190ZM6 242V241H5ZM68 242V241H67ZM66 242V243H67ZM176 242V241H175ZM179 241H177L178 243ZM197 242V241H196ZM200 242V241H199ZM212 245H211V244ZM4 244V243H3ZM65 244V243H64ZM68 244V243H67ZM180 244H183L182 242ZM195 244V243H194ZM205 244V245H204ZM70 245V243H69ZM184 246H186L185 244H183ZM7 246V245H6ZM13 246V245H12ZM63 246V245H62ZM72 246V244L70 245ZM167 246V247H166ZM175 246V244H174ZM251 246H252V249H251ZM61 247V246H60ZM66 247V246H65ZM75 247V248H74ZM189 247V248H190ZM12 248V247H11ZM63 248V247H62ZM68 248V247H67ZM172 248V247H171ZM187 248V247H186ZM61 249V248H59ZM58 249V250H59ZM174 247L171 249L173 250ZM65 252L66 250L63 249ZM190 250V249H189ZM97 252L98 253V257H96L95 255L97 254H94L92 255L94 252ZM249 253H248V252ZM78 252V251H77ZM191 252V251H190ZM204 252V250H203ZM204 252V253H205ZM76 253V252H75ZM59 254V253H58ZM61 254V253H60ZM77 254V253H76ZM75 254V255H76ZM82 254V253H80ZM92 255V256H91ZM203 255V254H202ZM201 255V256H202ZM74 256V255H73ZM200 256V257H201ZM63 257V258H64ZM198 256V258H200ZM86 258V257H85ZM203 258V257H202ZM78 259V258H77ZM80 259V258H79ZM64 260V259H63ZM68 260V259H67ZM82 260V258L80 259ZM25 261V260H24ZM83 261V260H82ZM79 264H82L79 262ZM84 264V262H83Z\"/></svg>","mask_w":264,"mask_h":264},{"label":"clouds","instance_id":"obj_3","mask_svg":"<svg viewBox=\"0 0 264 264\" xmlns=\"http://www.w3.org/2000/svg\"><path fill=\"white\" fill-rule=\"evenodd\" d=\"M18 0H0V25L10 20L16 11Z\"/></svg>","mask_w":264,"mask_h":264}]
</instances>
